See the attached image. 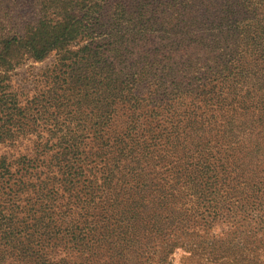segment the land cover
Wrapping results in <instances>:
<instances>
[{
	"label": "trees",
	"instance_id": "obj_1",
	"mask_svg": "<svg viewBox=\"0 0 264 264\" xmlns=\"http://www.w3.org/2000/svg\"><path fill=\"white\" fill-rule=\"evenodd\" d=\"M51 54L46 132L0 156V264H264V0H39L0 70Z\"/></svg>",
	"mask_w": 264,
	"mask_h": 264
},
{
	"label": "rangeland",
	"instance_id": "obj_2",
	"mask_svg": "<svg viewBox=\"0 0 264 264\" xmlns=\"http://www.w3.org/2000/svg\"><path fill=\"white\" fill-rule=\"evenodd\" d=\"M38 16L39 0H10L9 10L0 12V33L7 32L24 21L33 22ZM54 60L55 56L51 54L41 62L25 61L6 72L0 70V79L4 76V80H0V132L12 125L13 117H18L24 124L26 122L23 127L26 133L30 134L29 137L17 138L15 141L0 140V156L13 158L29 153L34 146V134L46 132L44 120L38 117L36 111L39 106L48 108L53 101L52 98H56L65 86L64 83L57 84L56 79H53V82L48 81L47 75L50 73ZM14 100L24 105V114L18 115L17 111L6 109ZM2 103H6V107ZM41 110L39 109V112ZM10 129L17 133L16 126H11ZM184 256L188 254L181 248L175 249L170 255V264H192L189 260H183Z\"/></svg>",
	"mask_w": 264,
	"mask_h": 264
}]
</instances>
